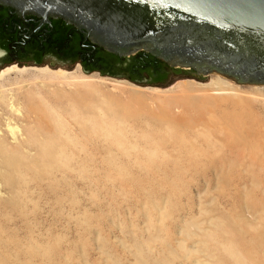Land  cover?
<instances>
[{
  "label": "rangeland",
  "instance_id": "rangeland-1",
  "mask_svg": "<svg viewBox=\"0 0 264 264\" xmlns=\"http://www.w3.org/2000/svg\"><path fill=\"white\" fill-rule=\"evenodd\" d=\"M79 63H0L99 83L3 82L0 264H264V85L153 86Z\"/></svg>",
  "mask_w": 264,
  "mask_h": 264
},
{
  "label": "water",
  "instance_id": "water-1",
  "mask_svg": "<svg viewBox=\"0 0 264 264\" xmlns=\"http://www.w3.org/2000/svg\"><path fill=\"white\" fill-rule=\"evenodd\" d=\"M0 4L22 16L36 15L42 22L51 16L61 18L84 40L112 55L140 52L174 71L155 76L160 84L114 75L132 82L154 86L179 75L207 79L218 73L236 84L264 85V0H0Z\"/></svg>",
  "mask_w": 264,
  "mask_h": 264
},
{
  "label": "flooded vegetation",
  "instance_id": "flooded-vegetation-1",
  "mask_svg": "<svg viewBox=\"0 0 264 264\" xmlns=\"http://www.w3.org/2000/svg\"><path fill=\"white\" fill-rule=\"evenodd\" d=\"M51 56L69 62L77 60L88 71L122 75L133 81L145 78L151 84L161 83L155 76L174 73L161 60H153L140 52L128 57L112 55L84 40L83 34L61 18L51 16L48 21L42 22L36 15L22 16L0 4V59L3 62L16 60L28 63ZM146 76H153V79Z\"/></svg>",
  "mask_w": 264,
  "mask_h": 264
},
{
  "label": "bare ground",
  "instance_id": "bare-ground-1",
  "mask_svg": "<svg viewBox=\"0 0 264 264\" xmlns=\"http://www.w3.org/2000/svg\"><path fill=\"white\" fill-rule=\"evenodd\" d=\"M27 72L32 73L33 76H45L46 78H48V80H51V79L52 80H58L60 82H64L67 84H70V83L72 84L73 82H82L81 85H83V87L89 88V89H91L93 87H97V86L99 87V83H97V81L94 80V78H90L87 75H86L87 77L76 75L73 71L69 72V71H66V70L61 69V68H58V69H52L51 68L50 69L47 66H43V67H36V66L19 67V66L13 64V65H10V67H7V68L2 69L0 71V88L3 87V82L5 81L7 76H9L11 73L25 74ZM216 74H218V73H216ZM220 75H216V78L212 79L211 82L209 83V85L216 87V85H221V84H227V85H234L235 84L231 80H228L227 78L225 79V78L221 77L223 75H221V76ZM102 78H104V77H102ZM184 82L185 81H183L182 85H180V84L177 85V87L185 90L187 85ZM256 86H254V87H256ZM144 89H148V91H150L152 93H159V92H165V91L170 90V88H159V87L144 88ZM219 90H223V88H219ZM9 128H10V131L12 133L14 127L11 126Z\"/></svg>",
  "mask_w": 264,
  "mask_h": 264
}]
</instances>
